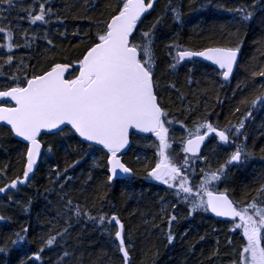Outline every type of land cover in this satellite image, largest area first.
I'll use <instances>...</instances> for the list:
<instances>
[{"label": "snow or ice", "instance_id": "snow-or-ice-1", "mask_svg": "<svg viewBox=\"0 0 264 264\" xmlns=\"http://www.w3.org/2000/svg\"><path fill=\"white\" fill-rule=\"evenodd\" d=\"M211 2L207 0V3ZM88 3L89 0H84L81 5L85 12L83 17L72 15L73 19L88 20L96 29L91 34H82L76 25L72 26L71 35L85 44L80 55L74 60L53 56L47 67L30 72L33 66L23 58L17 60L15 50L21 47L31 49L41 39L53 51L56 44L48 32H37L35 29H31V34L29 30L20 29L21 39L17 41L18 25L14 26L5 13L17 9L18 0H0V50H4V54L0 55V72L7 67V79L11 81L0 88V126L7 127L14 137L19 138L23 149L20 152L23 161L20 175L9 180L7 166L0 169V195L7 197L10 203H16L10 193L20 192L21 186L32 183L45 154L63 150L65 156L71 158L63 169L53 165L49 171L50 181L58 184L62 193L63 211L57 209L58 218L64 220L62 230L54 234L50 231L42 237L39 250L20 259L19 264H38L46 248L59 245L70 235L73 219L80 223L81 218H86L109 237L119 253L120 264H132L131 237L120 216L117 213L93 215L66 194L65 186L73 180L70 169L81 162L72 153L80 156L85 152L101 154L102 163L97 162L94 167L104 169L105 179L96 186L97 195L103 192L106 196L108 188L119 183L121 177H134L136 170L128 165L124 157L133 150L137 140L146 138L141 134H150L155 138L148 145L155 149V159L154 163H145V179L166 186L165 191L174 197V200L160 198L159 219L166 222L167 244L172 245L176 240L174 228L181 218L212 214L225 218L222 222L228 226L229 232L241 236L238 249L232 247L231 238L226 239L233 255L228 264H264V183L254 190L244 191L239 200L230 195L228 186L233 169L244 168L254 156L248 147L246 122L254 118V109H264V91L251 101L247 98L240 101L249 107L235 124L229 121L221 126L211 121L207 113L193 119L191 127L171 119L156 75L155 45L159 29L166 20L183 23L182 6H177L176 0H167L164 10L145 29L144 21L156 12L159 0H115L114 3L105 0L103 10L99 11L96 19L89 13L95 14L99 6L93 4L89 9ZM257 8L264 10V0H250L228 9L239 25L232 33L234 43L195 49L183 46L175 37L170 38L166 44L171 57L170 68H187L186 82L191 85L194 83L192 73L196 58H202L215 66L217 75L223 81L229 82L242 54L241 30L253 21ZM20 10L25 12V16L17 19L27 20L30 25H51L55 22L67 29V18L54 11L51 0H31L26 8L21 7ZM73 11L78 12L79 9L70 8V15ZM261 24L264 25V18ZM57 35L66 38L68 33L58 32ZM257 43L264 53V38ZM251 76L264 77V64L252 71ZM164 88L179 92L176 83H169ZM187 111L191 114L195 109L189 105ZM240 111L239 107L235 109V113ZM175 123H179L186 132L180 140L183 156L179 158L172 147L175 140L169 134L170 127ZM69 139L73 141L71 144ZM202 148L212 153L218 149L226 153L223 162L215 169L205 167L203 163L197 165V161L209 159ZM197 168L200 178L198 183L193 184L191 178L197 175ZM52 177H55L54 181ZM92 179L90 174L88 180ZM26 203L29 207L23 208V211L28 212L31 200ZM180 204L184 205L186 216L178 211ZM5 219L4 215H0V222ZM155 220L153 217L152 227L159 228ZM28 232V227H23L14 233L11 244L27 243ZM184 235H187V230ZM200 240H205V236H201ZM219 243L217 240V245ZM8 251L7 245H0V254L7 255ZM218 254L217 248L214 255ZM72 256L73 253L64 249L57 264H69Z\"/></svg>", "mask_w": 264, "mask_h": 264}, {"label": "trees", "instance_id": "trees-1", "mask_svg": "<svg viewBox=\"0 0 264 264\" xmlns=\"http://www.w3.org/2000/svg\"><path fill=\"white\" fill-rule=\"evenodd\" d=\"M54 11L61 17H66L64 25L53 23L51 25H30L27 20L17 19L25 16L20 8H26L31 0H18L17 9L11 13H5L14 26L18 25L15 38L20 41V29H35L37 32H48L53 38L56 49L51 50L43 39L33 44L31 49H16V59L21 58L31 67L29 71H40L47 67V64L55 56L57 59H76L83 51L85 44L79 42V38L73 37L71 32L73 25L83 32H95V27L90 25L86 19H73L72 15L83 17L84 8L81 5L84 0H51ZM114 3L115 0H112ZM250 0H176L177 6L183 8V23L176 24L170 19L166 20L159 29V38L156 41L155 52L157 58V72L161 85V97L164 105L170 110V118L182 121L188 127L192 126L193 119H199L206 113L213 122L225 126L230 121L237 123L241 114L249 107L248 104H241L240 101L247 98L253 99L260 91H264V77H252L251 72L258 70L264 64V53L259 50V40L264 38V25L261 19L264 18V10L257 8L253 21L241 30L243 48L241 60L234 77L225 82L217 75L213 66L207 63L195 62V69L192 73L193 84L187 81L188 69L178 67L170 68L171 57L168 54L166 44L170 38L175 37L179 43L188 48H203L206 46H217L235 42L232 35L239 27L236 17L228 9L240 3ZM105 0H89V9L93 4L98 5L95 14L89 13L96 19L99 11L103 10ZM167 0H159V5L151 16L144 21L145 29L153 21L154 17L161 13ZM79 9L70 15L69 9ZM67 31V37L57 35L58 32ZM4 50H0V55ZM2 62V61H0ZM191 66V62H188ZM7 67L0 72V88L11 83L7 79ZM15 71V69H11ZM169 83H176L179 92L176 90H165L164 86ZM238 84L241 85L238 88ZM247 87H243V85ZM181 96L183 99H181ZM189 105L194 112L188 113ZM239 107L240 113H235ZM253 119L246 122L248 147L254 152L247 165L242 169H233V175L229 182L230 195L239 200L244 191L254 190L261 183H264V109L253 110ZM170 137L175 140L173 149L179 157L183 156L180 151V140L186 136V132L175 123L170 127ZM154 137H146L137 140L133 144V150L128 152L124 160L129 166L136 170L132 179L120 180L119 183L108 188L106 196L103 192L97 195L96 186L105 179L104 169L94 167L97 162L102 163L100 153L85 152L83 156L72 153V156L81 162L69 174L73 180L65 186L66 194L74 202L85 206L93 215L101 213H117L125 224L126 232L131 237L132 247L130 248L132 264H228L233 258L232 252L226 245V239L233 240V248L240 247L241 236L235 232H229L228 226L212 214H198L192 218H181L176 224L174 232L176 240L172 245L167 244L165 238L166 222L159 219V208L161 197L165 200H174L170 192H166V186L158 182L145 179V163H154L153 147H149ZM73 141L68 140L71 144ZM22 143L18 141L6 127H0V169L7 166L8 179H12L22 172L23 161L20 156ZM204 155L209 159L204 162L197 161V165L215 169L223 162L226 153L219 149L212 153L209 149H203ZM140 159L137 160V156ZM63 150L45 154L39 164V170L35 174L30 185L21 186L20 192H12L13 200L10 203L7 197L0 195V215L6 217L0 222V245H7V255L0 254V264H19V260L27 255L37 252L41 247V238L46 237L52 231L62 230L64 220L58 218L57 209H62L61 190L58 184L49 179L50 167L58 165L63 169L70 162ZM195 167V165H194ZM92 175L93 179L88 180ZM199 169L197 175L192 177L193 184L199 181ZM52 181L55 177L51 178ZM255 195V192H252ZM31 200L28 212L23 208L29 207L27 201ZM178 211L186 216L184 205H178ZM153 217L159 224V228L152 227ZM145 221H148L146 223ZM70 235L59 245L46 248L42 253V260L38 264H57L67 249L73 253L69 264H120L119 253L113 246L109 237L102 234L86 218H81L80 223L72 221ZM23 227H28V242L22 245L13 246L11 240L14 233ZM214 229L216 231H214ZM187 230V235H184ZM205 236L201 241L200 237ZM217 240L220 241L217 245ZM217 248L219 254L216 253Z\"/></svg>", "mask_w": 264, "mask_h": 264}, {"label": "water", "instance_id": "water-1", "mask_svg": "<svg viewBox=\"0 0 264 264\" xmlns=\"http://www.w3.org/2000/svg\"><path fill=\"white\" fill-rule=\"evenodd\" d=\"M240 60H241V55H240V57L238 58V66H239V63H240ZM196 61H202V62H206V63H208V64H210L211 65V63L210 62H207V61H203L202 60V58H196ZM211 66H213V65H211ZM214 68H215V66H213ZM238 69V68H237ZM237 69H235L234 70V75H235V73L237 72ZM0 127H4V126H0ZM7 128V127H6ZM142 136H144V137H151L150 136V134H141ZM16 138V137H15ZM18 141H19V138H16ZM22 143V142H21ZM203 149L204 148H202V151H203ZM133 178V177H132ZM131 178V179H132ZM120 180H126L125 178H123V177H121V179ZM215 217V216H214ZM215 218H218V217H215ZM219 220H221V221H224L225 220V218H218Z\"/></svg>", "mask_w": 264, "mask_h": 264}, {"label": "bare ground", "instance_id": "bare-ground-1", "mask_svg": "<svg viewBox=\"0 0 264 264\" xmlns=\"http://www.w3.org/2000/svg\"><path fill=\"white\" fill-rule=\"evenodd\" d=\"M197 62H202V61H197ZM202 63H206V62H202ZM208 64V63H207Z\"/></svg>", "mask_w": 264, "mask_h": 264}]
</instances>
